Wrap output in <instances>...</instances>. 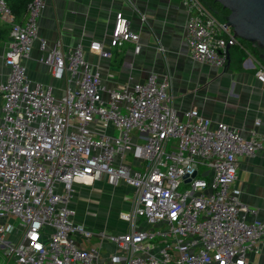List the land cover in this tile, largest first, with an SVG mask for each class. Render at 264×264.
Returning a JSON list of instances; mask_svg holds the SVG:
<instances>
[{
  "label": "built area",
  "instance_id": "built-area-1",
  "mask_svg": "<svg viewBox=\"0 0 264 264\" xmlns=\"http://www.w3.org/2000/svg\"><path fill=\"white\" fill-rule=\"evenodd\" d=\"M181 3L190 57L224 68L228 48L239 45L231 28L200 0ZM44 8L45 0H32L19 24L0 0V22L10 29L1 54L8 72L0 73V251L5 263L248 264V255L264 238V223L246 220L249 210L232 186L241 159L264 151L263 140L213 124L197 109L181 118L172 106L170 79L156 73L143 83L108 88L80 43L64 51L60 41L48 48L39 39ZM36 41L51 77L65 76L60 96L51 85L28 77L23 62ZM127 43L138 54V35L116 12L109 47ZM89 50L110 58L100 43L92 42ZM255 77L264 85V66L258 62ZM103 177L114 188L124 184L134 190L131 208L118 215L128 225L125 232H95L74 220V185ZM92 239L96 246L80 245ZM105 242L115 250L107 256L101 254Z\"/></svg>",
  "mask_w": 264,
  "mask_h": 264
},
{
  "label": "crops",
  "instance_id": "crops-1",
  "mask_svg": "<svg viewBox=\"0 0 264 264\" xmlns=\"http://www.w3.org/2000/svg\"><path fill=\"white\" fill-rule=\"evenodd\" d=\"M116 12L123 13L130 30L138 35L141 47L138 54L130 43L120 49L109 47ZM186 21L181 0H45L38 37L46 41L48 48L60 41L64 51L80 43L87 61L97 68L108 88L143 83L152 72L160 79H170L172 106L181 118L189 110L197 109L213 124H227L245 138L256 135L264 142V85L255 77L257 60L252 47L230 48V62L222 69L199 63L188 52ZM92 42L108 50L110 58L102 59L91 52ZM3 48L4 45L0 47V73L5 75L8 68L1 63ZM43 55L36 41L30 59L23 62L28 77L31 81L51 85L55 95L60 96L65 88V76L51 77L42 61ZM108 133L115 134V131L109 129ZM121 186L131 191V196L122 198L125 201L111 196L118 187L109 185L104 177L89 185L75 184L71 201L75 222L95 232H125L128 225L119 218L125 224L116 228H107L100 222L112 203L125 204L126 211L131 208L134 190L124 184ZM232 188L239 191L241 204L249 210L243 214L246 220L264 223V151L241 159ZM80 245L88 248L97 243L92 239L81 241ZM114 251L113 245L103 243V256ZM247 263L264 264V238L257 250L248 255ZM0 264H6L5 260Z\"/></svg>",
  "mask_w": 264,
  "mask_h": 264
},
{
  "label": "water",
  "instance_id": "water-1",
  "mask_svg": "<svg viewBox=\"0 0 264 264\" xmlns=\"http://www.w3.org/2000/svg\"><path fill=\"white\" fill-rule=\"evenodd\" d=\"M228 11L226 25L235 38L251 43L264 52V0H213ZM228 48L227 64L230 62ZM264 58V53L260 56ZM195 174L192 175V178ZM189 180H187L188 182Z\"/></svg>",
  "mask_w": 264,
  "mask_h": 264
},
{
  "label": "trees",
  "instance_id": "trees-1",
  "mask_svg": "<svg viewBox=\"0 0 264 264\" xmlns=\"http://www.w3.org/2000/svg\"><path fill=\"white\" fill-rule=\"evenodd\" d=\"M32 0H4V2L9 7L14 20L16 23H22L26 17V11L28 5ZM203 6L214 16V18L219 22H225L228 16V11L223 9L222 6L213 0H200ZM10 29L6 25L0 22V47H2L9 39ZM238 46H251V51L258 63L264 66V58L261 59L260 56L264 53L259 48L253 46L251 43L245 42L238 39ZM233 48V47H232Z\"/></svg>",
  "mask_w": 264,
  "mask_h": 264
},
{
  "label": "rangeland",
  "instance_id": "rangeland-1",
  "mask_svg": "<svg viewBox=\"0 0 264 264\" xmlns=\"http://www.w3.org/2000/svg\"><path fill=\"white\" fill-rule=\"evenodd\" d=\"M200 170H202V168ZM117 195L122 196V197H118ZM111 196L112 197L114 196V198L117 197L118 199L120 198L121 201H125V199H122V198L131 196V191L130 190L127 191L126 188L121 186V187H118L113 193H111ZM124 205L119 206V205H116L115 203H112L111 206L106 210V214L102 215L103 217H101L100 222L103 223L107 228H108V226L110 228H116L119 226H123V224H125V223L120 222L118 220V214L120 211L121 212L126 211L124 208L125 207ZM95 215L97 216V213H95ZM1 254L2 253H0V255ZM2 259L4 260L3 256L0 257V261H2Z\"/></svg>",
  "mask_w": 264,
  "mask_h": 264
}]
</instances>
